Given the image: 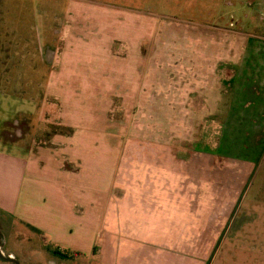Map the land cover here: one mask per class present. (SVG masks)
I'll return each instance as SVG.
<instances>
[{
  "label": "rangeland",
  "instance_id": "obj_1",
  "mask_svg": "<svg viewBox=\"0 0 264 264\" xmlns=\"http://www.w3.org/2000/svg\"><path fill=\"white\" fill-rule=\"evenodd\" d=\"M24 156L21 263L264 264V0H0Z\"/></svg>",
  "mask_w": 264,
  "mask_h": 264
},
{
  "label": "crops",
  "instance_id": "obj_2",
  "mask_svg": "<svg viewBox=\"0 0 264 264\" xmlns=\"http://www.w3.org/2000/svg\"><path fill=\"white\" fill-rule=\"evenodd\" d=\"M6 155H7V157H9V154H6ZM26 157H28V156L18 158L19 164L21 165L19 168L21 173H20V171L18 172V183L15 185L13 190L9 192L8 184L5 182V180H2L1 181L2 184H0V230L4 234L5 242L8 244V248H10L11 252H13L12 245H15L16 243L18 244V242H19L18 236H20L21 230L19 229V227L17 229L13 223H10L8 218H9V214L15 215L16 214L15 213L16 208H18V202L20 200V195H21V192L23 189L24 182L26 180V174L28 171L29 163L31 162V159H28ZM0 158L3 160L2 162L0 160V168H1V165L4 166V164L7 163V164L11 165L10 169L11 168H12V170L14 169L11 161L5 159L4 157H0ZM122 178L123 177L119 178V180H116V181L117 182L120 181L121 182L120 184H122L124 182ZM120 179H122V180H120ZM1 198H4V199H1ZM130 206H133V205L131 204ZM132 208L133 207H131V209ZM121 225H123V224H121ZM125 226H129V225L125 224ZM117 227H118V230L120 232L121 227L119 225H117ZM123 229H124V227H123ZM125 230L126 229H124V231ZM108 242H109V240H108ZM143 255L147 256L146 258L148 260V251L143 252ZM153 258L154 257L151 256L150 262H144L143 264H153L152 263L154 261V260H152ZM132 262H135V260L132 259ZM138 262H141V260H139Z\"/></svg>",
  "mask_w": 264,
  "mask_h": 264
},
{
  "label": "flooded vegetation",
  "instance_id": "obj_3",
  "mask_svg": "<svg viewBox=\"0 0 264 264\" xmlns=\"http://www.w3.org/2000/svg\"><path fill=\"white\" fill-rule=\"evenodd\" d=\"M6 248H8V244L5 242L4 234L0 230V260L10 263V264H28V263H21L20 260L17 259L18 256L15 255L14 251L11 252L10 248H8L9 250L7 251ZM51 254L53 255L55 259H58V260L66 259L64 254H53L52 252Z\"/></svg>",
  "mask_w": 264,
  "mask_h": 264
},
{
  "label": "trees",
  "instance_id": "obj_4",
  "mask_svg": "<svg viewBox=\"0 0 264 264\" xmlns=\"http://www.w3.org/2000/svg\"><path fill=\"white\" fill-rule=\"evenodd\" d=\"M53 254H64V256L66 257V254L65 253H62V251L58 250V249H55V250H52L51 251Z\"/></svg>",
  "mask_w": 264,
  "mask_h": 264
}]
</instances>
